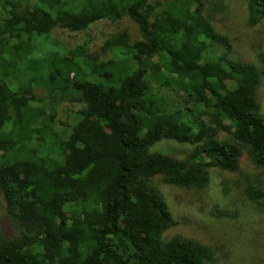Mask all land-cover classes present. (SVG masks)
Masks as SVG:
<instances>
[{"label":"trees","instance_id":"trees-1","mask_svg":"<svg viewBox=\"0 0 264 264\" xmlns=\"http://www.w3.org/2000/svg\"><path fill=\"white\" fill-rule=\"evenodd\" d=\"M203 10V0H0V196L16 225L0 232V264H206L204 244L164 236L174 221L151 178L200 189L210 168L235 172L242 149L264 167V50L255 63L230 58ZM121 18L138 40L119 32L89 52L49 37ZM247 20L264 21V0H247ZM69 92L82 107L56 132L44 103ZM161 141L191 150L150 151Z\"/></svg>","mask_w":264,"mask_h":264},{"label":"rangeland","instance_id":"rangeland-1","mask_svg":"<svg viewBox=\"0 0 264 264\" xmlns=\"http://www.w3.org/2000/svg\"><path fill=\"white\" fill-rule=\"evenodd\" d=\"M203 3L204 16L213 29L228 39V56L255 63L256 54L264 50V21L249 25L247 0H203ZM119 32H126L129 42L139 39L136 25L127 18L114 22L101 20L84 31L54 29L49 37L66 48L84 42L89 52H95L110 35ZM50 43L46 42V49L53 47ZM170 90L163 91L162 98L176 108L179 98ZM35 95L42 97L43 92L36 90ZM256 98L264 111V79L258 86ZM46 101L44 110L51 119L44 124L56 132L70 124L82 107L78 96L72 92L63 97L48 96ZM228 138L224 132L218 134L220 140ZM190 150V146L172 141H161L150 148V151L179 160ZM241 152L235 172L210 168L208 182L200 189L166 185L159 177L151 178L174 221V226L164 236L180 235L204 244L210 253L206 264H264V167L253 165L245 150ZM249 189L253 193L261 192L262 196L250 199ZM15 229L16 225L4 213L0 196V232L10 235Z\"/></svg>","mask_w":264,"mask_h":264}]
</instances>
